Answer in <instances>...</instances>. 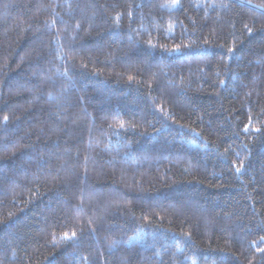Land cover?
<instances>
[{"label": "trees", "instance_id": "1", "mask_svg": "<svg viewBox=\"0 0 264 264\" xmlns=\"http://www.w3.org/2000/svg\"><path fill=\"white\" fill-rule=\"evenodd\" d=\"M171 3L0 0V264H264V0Z\"/></svg>", "mask_w": 264, "mask_h": 264}, {"label": "snow or ice", "instance_id": "2", "mask_svg": "<svg viewBox=\"0 0 264 264\" xmlns=\"http://www.w3.org/2000/svg\"><path fill=\"white\" fill-rule=\"evenodd\" d=\"M165 6H167L169 8L179 7L180 6L179 0H172V3L170 5H161V7H165ZM210 6H213V5H210ZM117 20H118V18H117ZM248 31H249V33H251L252 29H248ZM149 43L151 44V42H149ZM173 50L174 51H179V46H177ZM228 51H229V53H231L233 51V49L232 48H229ZM221 83H223V81H221ZM5 119H7V117H5ZM120 127H123V125L121 124ZM245 131H247V126L245 127ZM256 131H259V129H256ZM236 171L239 172L240 171V168H237ZM75 236H76V233L75 232H73L71 235L65 233L63 238L65 240H72V239L75 238ZM262 239H264V237H262ZM260 251H264V249H260Z\"/></svg>", "mask_w": 264, "mask_h": 264}]
</instances>
